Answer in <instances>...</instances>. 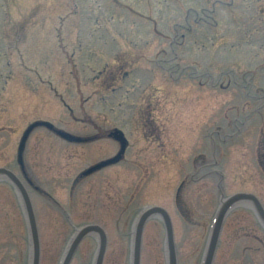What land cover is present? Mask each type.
<instances>
[{"label": "rangeland", "instance_id": "rangeland-1", "mask_svg": "<svg viewBox=\"0 0 264 264\" xmlns=\"http://www.w3.org/2000/svg\"><path fill=\"white\" fill-rule=\"evenodd\" d=\"M173 36L184 72L175 85L122 63L147 51L171 58ZM38 119L81 136L119 127L130 147L121 162L82 174L117 143H72L36 127L23 152L29 183L17 147ZM0 166L28 189L40 264H60L86 223L106 231L103 264H130L134 220L150 204L171 215L178 264H200L219 188L253 192L264 205V0H0ZM96 248L95 236L85 237L69 264H93ZM0 264H29L26 220L7 180ZM140 264H166L158 217L145 223ZM212 264H264V227L249 207L227 214Z\"/></svg>", "mask_w": 264, "mask_h": 264}, {"label": "water", "instance_id": "water-1", "mask_svg": "<svg viewBox=\"0 0 264 264\" xmlns=\"http://www.w3.org/2000/svg\"><path fill=\"white\" fill-rule=\"evenodd\" d=\"M56 131L59 134L66 136L68 138H74V136H72L71 134L65 131L62 130H56ZM27 133L28 132L25 133L22 139V142L20 144V150H22L24 147V142L26 140ZM0 178H7L11 180V182L15 184V186L19 190V193L22 196V200L24 202L25 212L28 220V225L30 229L29 232H30L31 255H32L31 264H39L40 240L36 225L35 214L30 197L25 187L21 183V181L11 170L1 167ZM221 196L222 198L220 201V205L213 219V223L211 226L210 233L208 235L201 264L213 263L222 224L228 211L231 208L237 205H245V204L251 206L264 226V207L262 206L261 202L254 194L247 192H238L229 195L227 197H224L223 194ZM154 215H160L165 225V231H166L165 249H166L167 264H178L171 218L168 212L164 208L159 206H147L143 208L137 216L135 222V228L133 232V251H132L131 264H140V247H141L143 226L146 219ZM88 234H98L99 236V244H98V249L94 264H102L104 252L106 248V234L105 231L102 229V227L97 224H85L76 229L75 233L70 239L69 245L67 247V250L65 252L61 264L70 263L80 240Z\"/></svg>", "mask_w": 264, "mask_h": 264}, {"label": "flooded vegetation", "instance_id": "flooded-vegetation-1", "mask_svg": "<svg viewBox=\"0 0 264 264\" xmlns=\"http://www.w3.org/2000/svg\"><path fill=\"white\" fill-rule=\"evenodd\" d=\"M199 21H201V19H199ZM183 36V35H182ZM155 38H157V37H159V35H155L154 36ZM175 36H173L170 40H169V44H170V50H172L171 51V53H172V56H171V58H167V59H164V58H162V57H158L156 54H154L153 52H150V51H147L148 53H147V55H145L144 53H140V55H141V59H143V60H141V61H136V62H134L135 60H133L134 58H132L133 56H125L123 59H122V63H124L125 65H128V67H133V66H135V65H138V64H142V65H144L145 67H147V68H149V69H151V70H154L155 71V73H157L158 71H160V72H163V73H165V74H167L168 75V79H167V84L168 83H176V82H180L181 80H183L181 77H183V67H181V65L179 64V63H176V61H177V58H175L176 56H178L179 57V54L177 53V51H176V53H174L175 52V48H173V43H174V41H175ZM141 48H143V46H140V47H137V46H135V50H139V49H141ZM139 53V52H138ZM137 53V54H138ZM168 60H172V61H168ZM175 62V63H174ZM145 63H147V64H145ZM148 64H150V65H148ZM113 68V67H112ZM111 72V69L109 70V73ZM108 73V74H109ZM182 74V75H181ZM158 75H160L159 73H158ZM177 75V76H176ZM196 75V74H195ZM124 77L125 78H128L127 80H130V79H132V73L129 71V69L128 70H124V72H123V81H126V79H124ZM195 77V76H194ZM205 76L203 75V74H198V79H199V81H200V83L199 84H204L203 83V81H202V79L204 78ZM154 79V78H153ZM157 79H159V77L157 78ZM176 81V82H175ZM168 89V88H167ZM129 91V89L128 88H126L125 89V92H128ZM168 91V90H167ZM167 102H168V100H167ZM140 111H141V109H140ZM141 113V115H142V113H144L145 114V111H144V107H143V109H142V111L140 112ZM153 114V113H152ZM143 116V115H142ZM152 117V116H151ZM124 133V132H123ZM124 136H125V138H126V147H125V151H124V153H123V155H122V158L120 159V160H118V161H116V162H113L112 163V165L113 164H116V163H118V162H121L122 160H124V158H125V156H126V153L128 152V149H129V147H130V143L128 142V137H126V135H125V133H124ZM119 137H121V138H123L122 136H121V134L120 133H118L117 131H116V129H107V130H105L104 132H100V131H98L97 133H94L93 135H92V137H91V142H89V143H92V142H95V141H98V140H101V139H110V140H113L115 143H117L119 146H120V144H119ZM118 150V149H117ZM116 152L117 151H115V152H113V154L112 155H110V156H108V157H106V158H110V157H112V156H114L115 154H116Z\"/></svg>", "mask_w": 264, "mask_h": 264}]
</instances>
